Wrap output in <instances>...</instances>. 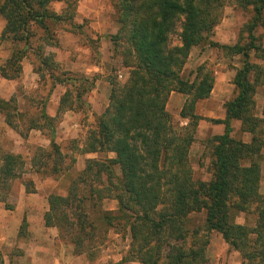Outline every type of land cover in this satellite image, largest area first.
Returning a JSON list of instances; mask_svg holds the SVG:
<instances>
[{
	"label": "trees",
	"instance_id": "obj_1",
	"mask_svg": "<svg viewBox=\"0 0 264 264\" xmlns=\"http://www.w3.org/2000/svg\"><path fill=\"white\" fill-rule=\"evenodd\" d=\"M56 1L61 0L0 1V15L6 22L0 39L11 36L12 41L22 45L0 67V77L17 79L23 59L29 56L40 80L48 79L51 87L65 88L57 116L51 118L42 109L38 119L28 126L29 130L49 135L50 170L40 161L32 164L34 172L52 176L67 172L75 162L74 155L65 153L72 161L64 164L67 155L61 153L55 141L59 117L65 111H88L90 105L85 98L94 86V78L71 75L53 60L49 48L59 47L54 27L67 23L73 30L81 29L75 25L74 16L66 11L57 15L48 8ZM216 1L220 0H117L119 29L111 40L114 54L129 68V76L123 84L116 77L108 78V106L96 117L85 142L89 152L114 153L115 158L87 160L65 197H48L44 215L45 227L57 228L61 239L73 246L74 254L89 252L93 257L107 231L127 228L131 242L123 262L206 264L208 236L188 226L190 214L204 212V231L219 234L238 254L240 264H264V194L260 192L264 120L254 113V96L264 82V70L248 60L250 51L258 50L253 34L264 26V0L235 1L241 9L252 8L253 17L243 27L249 39L247 45L240 41L233 45L207 43L228 56L242 57V63L232 81L235 96L224 104L225 119L208 120L224 126L223 134L204 143L210 178L193 179L189 162L195 131L203 120L194 113L195 104L209 97L213 81L206 75L189 83L179 73L190 50L213 34L218 22L216 8L209 6ZM178 24L180 45L170 47L169 36ZM172 92L186 96L180 112V118L187 120L183 127L174 124L166 110ZM3 106L0 103V114H5L6 124L16 130V118ZM12 112L18 114L17 109ZM233 121L240 123L243 133L251 135L249 143L231 137ZM20 160L18 155L0 153L1 202L11 183L21 175L22 167L17 169ZM26 185L27 192L31 182ZM110 199L117 202L116 213L101 208V202ZM240 215L245 216L243 224L236 222ZM91 216L97 217L90 220ZM249 216L254 218L252 224L248 223Z\"/></svg>",
	"mask_w": 264,
	"mask_h": 264
},
{
	"label": "crops",
	"instance_id": "obj_2",
	"mask_svg": "<svg viewBox=\"0 0 264 264\" xmlns=\"http://www.w3.org/2000/svg\"><path fill=\"white\" fill-rule=\"evenodd\" d=\"M89 1L91 0H82L79 2V7L73 18L74 22L78 24L77 26L82 28V31L80 30L81 35L82 33V36L87 34L85 35L87 36L85 37L86 39H80V42L75 44L76 46L68 47L67 38H69L72 34L67 33L65 29L59 25L54 27L53 31L55 37L57 36V38H59L61 47L49 48L50 53L53 56V60L59 63L64 71L69 73H81L87 77L90 75L94 78V86L86 96L87 102L90 105V114L86 111H65L60 115L57 123V125H59L58 131H61L60 134L65 135L68 139H74L79 147V152L75 157L74 162V165L79 163V167L77 165L79 168L78 175L85 168V166L83 167L82 160H84V163L86 164L87 160L115 158L114 153H92L85 147L88 131L91 127L90 122L94 121L95 124L96 117L101 115L108 106L111 90V86L108 82V76L112 70L111 65L113 61L112 53L108 50V47L110 44L112 45V36L117 33L119 28V24L111 19H108L103 12L99 11V8H93V5L90 8V3H88ZM54 12L59 15L62 14L64 10L60 7V9H54ZM215 37L218 42H223L228 45H233L237 42L235 36L229 37L228 35V38L226 39H224L225 37L221 39L219 36L217 37V35ZM71 40L75 39L73 38ZM93 43L98 44L94 49L90 46ZM93 56H96V58L91 61L90 59H92ZM23 60V63H21L23 75L21 78L25 77V79H27L28 71L29 75H34L32 59L28 58V62L25 58ZM123 71L128 77V71L126 69H123ZM35 76L37 77L38 75ZM233 77L234 75L232 72L230 73V71L224 74L221 72L218 73V77L215 78V84L213 85L209 97L196 102L194 113L197 116L202 117L203 120L198 123L194 135L195 141L191 145L189 154L193 149L198 151L203 150L202 148L205 147L204 143L210 140L213 136L223 134L224 126L222 124H213L208 120L225 119L224 104L235 96L234 85L232 83ZM0 79L5 82L7 81L2 77H0ZM226 79H228L227 84H225L224 81ZM57 90H59L58 93H56ZM64 92L65 88L62 86L57 85L55 87H51V93L49 94L51 99V111H49V116L51 118H55L57 116L60 97L64 94ZM185 99V95L172 92L166 104L167 112L173 117L172 121L180 127L187 124V120L180 118V112L185 103ZM263 99L264 93L258 94L255 92L254 100L256 103L254 113L255 116L261 120H264V107L260 105L261 100ZM80 116H83L82 126H80V122H78L80 120ZM77 117L78 119H76ZM91 119L92 121H90ZM231 127L233 133L235 131H239L243 134L241 137L242 142H250L251 135L241 131L240 123L238 121H233L231 123ZM203 130H205V134L203 133ZM56 135L57 132L55 130V136ZM201 141L204 143H201ZM261 153H264V148ZM261 168L264 172V161L261 164ZM66 173L67 172L58 176L64 177ZM116 174L117 176L120 175L119 169L117 168ZM43 183L45 184V182ZM52 183L53 181H51V186H49V189L47 190L46 197L44 194L41 195L40 192H42L41 190L47 185L38 186L37 189H35L37 193L31 196H26L21 185V188L19 187V190H17L20 191V194L16 198L17 204L14 208H6L0 204V254L3 258V264H16L14 263L16 262L14 251L19 254L18 259L21 260L20 264H98L102 256H104L106 260H109L105 262L106 264H138L136 262H123V259L127 256L131 242L130 234L127 228H121L118 230L113 228L107 231V233L103 236V242L98 244L94 250L95 253L93 254V257L89 256V252L77 255L74 254L73 251H57V228L45 227L44 212L48 211V197L50 195L65 197L70 184L68 185L65 194L60 195L55 193L56 186ZM263 189L264 180L260 182V191ZM108 202L111 204L112 208L106 206ZM0 203L2 202L0 201ZM101 208L104 211L116 213L117 202L112 199L103 200L101 202ZM120 241L124 242L122 246L125 251H123ZM108 242H111L112 244L107 245ZM116 242L119 243V245H116ZM234 264H240V262L238 261Z\"/></svg>",
	"mask_w": 264,
	"mask_h": 264
},
{
	"label": "rangeland",
	"instance_id": "obj_3",
	"mask_svg": "<svg viewBox=\"0 0 264 264\" xmlns=\"http://www.w3.org/2000/svg\"><path fill=\"white\" fill-rule=\"evenodd\" d=\"M1 1V0H0ZM82 0H61L52 2L48 8L52 9H62L66 11L69 15L75 16L76 11L79 7V2ZM234 1V2H233ZM236 0H220L210 4L209 7H215L216 10L214 12L217 25L213 30V34L208 38V40L198 46L194 47L190 50L189 55L187 56L185 63L179 73V76L182 80L188 81L189 83L199 80L206 75L210 76L213 81V85L215 84V78L218 77V73H226L232 72L233 75L235 71L241 68L242 57L238 56H228L226 51H222L219 48H211L208 47V41H213L214 43H218L220 45H228L223 42H218L217 37L226 39L227 36H235L236 41H240L242 45H247L249 43V39L247 35L243 31V27L246 26L251 18L253 17L252 8H248L247 10L241 9L238 5L235 4ZM60 2V3H58ZM90 8L93 5V8H99V11L103 12L104 15L111 19L114 22L116 21V4L117 0H91ZM225 4V5H224ZM224 5V6H223ZM205 6V5H204ZM182 18V17H181ZM182 20V19H181ZM263 20H264V12H263ZM75 23V22H74ZM5 19L0 15V37L3 28L5 27ZM77 26L78 24L75 23ZM60 27L65 29L67 33L72 34L68 39L67 45L68 47L76 46L77 42H80V39L85 40L87 34L84 32L81 35L82 28L80 30H73L69 26V24H61ZM119 29V28H118ZM181 31L180 25L176 26L175 32L169 36V46L175 47L180 45L179 41V33ZM242 32V36L240 34ZM38 35L42 34V32L38 31ZM45 33V31H44ZM43 33V34H44ZM63 33V32H62ZM228 34V35H227ZM255 44L258 50L250 51L248 60L251 65H256L260 69L264 70V26H260L254 31ZM6 38V37H5ZM57 38V36H56ZM75 40H71V39ZM12 37H8L7 39H0V67H3L8 63L11 59V56L19 49L22 48L18 42L12 41ZM58 46L61 47V42H59V38H57ZM94 41V40H93ZM95 45V46H93ZM97 43L91 44V48L94 49L97 47ZM108 50L112 53V70L108 77H116L119 83L123 84L128 79V77L124 74L123 69L128 71L129 76V68H126L122 65V60L120 56L114 54L113 43L108 47ZM30 58L29 56L26 57ZM25 60L28 62L29 60ZM96 56H93L91 61L95 59ZM32 59V58H30ZM24 61V60H23ZM22 61V63H23ZM62 68V67H61ZM123 68V69H122ZM63 69V68H62ZM34 73V72H33ZM84 73V72H83ZM82 75L81 73H71V75ZM21 75L15 80H7L6 82L0 79V103H2L6 110H10L9 115L14 116L17 120V128L13 130L9 127L5 122V114H0V153L6 154L10 153L12 155H18L21 160L17 162V169L22 167L21 175L18 179L13 181L10 185V191L7 196H5L4 202L0 203L6 208H14L16 206L17 197L19 196V187L22 185L24 189V193L26 196H31L37 191L38 186H45L40 192L41 195L47 196V190L49 186H51V181H53V185L55 184V193L56 194H65L68 185L78 176V167L79 163L76 165H72L71 168L67 171L64 177L52 176L49 174H43V172H34L32 161H40L45 165L48 170H50L52 166L51 154V141L49 139L48 133L45 131L32 129L29 130L28 126L34 120H37L40 116V111L42 109L45 110L47 115L49 116V111H51V83L48 79L40 80L39 77L34 75H29L27 79L21 78ZM117 75H121V79L117 77ZM89 77H93L88 75ZM126 76V77H125ZM225 84H227L228 79L224 80ZM59 90L56 91L58 93ZM61 92V89H60ZM256 92L258 94L264 93V82L260 83L256 88ZM233 95V94H231ZM230 95V96H231ZM262 99V97H261ZM50 100V101H49ZM85 101L87 99L85 98ZM256 103V102H255ZM260 105L264 107V99L261 100ZM14 109H17L18 114L11 113ZM90 110V109H89ZM86 111L88 114L90 112ZM77 114V113H76ZM171 115V114H170ZM50 117V116H49ZM172 117V115H171ZM78 119V117L76 118ZM80 126L83 124V116L79 117ZM173 119V117H172ZM92 121V119L90 120ZM174 123V122H173ZM175 124V123H174ZM91 127H94V121L90 122ZM8 126V127H7ZM57 125V135L55 136L56 142L60 147L61 153H70V155L77 156L76 153V141L74 139H68L65 135L60 134L61 131H58ZM185 126V125H184ZM264 126V124H263ZM21 133V134H20ZM205 134V130H203ZM75 134V133H74ZM75 136V135H74ZM231 136L236 140H241L243 134L239 131H235L231 133ZM77 140V138H76ZM242 141V140H241ZM76 144H75V143ZM201 143H204L201 141ZM203 150H192L189 154V162L192 168V176L195 180L207 181L210 178V174L208 172L209 165V155L208 150L204 147ZM67 155V154H65ZM193 155V156H192ZM264 156V153H263ZM199 158V159H197ZM71 158L67 155L64 164L67 166L71 162ZM85 161L82 160L83 167L85 166ZM207 163V164H206ZM81 164V160H80ZM78 165V167H77ZM74 166V167H73ZM42 168V169H43ZM47 171V170H46ZM208 174V175H207ZM264 180V172L262 171L261 181ZM31 182V185L28 186V191L26 192L27 185L26 183ZM42 182V183H41ZM45 182V184L43 183ZM26 185V186H25ZM21 188V187H20ZM264 194V189L260 191ZM44 197V198H45ZM109 208H112L111 204L108 202L106 204ZM47 212V211H46ZM44 212V213H46ZM97 216H91V219H95ZM254 220L253 217H248V223L252 224ZM204 212L190 214L188 216V226L190 229L198 228L202 234L208 236L209 244L207 247L206 264H234L235 262H240L239 256L236 252L229 249V247L224 244L221 236L215 232L207 233L204 231ZM236 222L239 224H243L245 222V216L240 215ZM37 233V232H36ZM57 240L56 246L57 251H73V246L69 244L67 241L61 239L58 229H57ZM115 241V240H112ZM112 244L108 242L107 245ZM121 246L124 242L120 241ZM116 245L119 243L116 242ZM117 247V246H116ZM118 248V247H117ZM123 249V246H122ZM123 251H125L123 249ZM236 255V256H235ZM14 256H16V264H20L21 260L18 259L19 254L14 251ZM100 258V257H99ZM109 261L102 256L98 264H106L105 262ZM112 261V260H110Z\"/></svg>",
	"mask_w": 264,
	"mask_h": 264
},
{
	"label": "built area",
	"instance_id": "obj_4",
	"mask_svg": "<svg viewBox=\"0 0 264 264\" xmlns=\"http://www.w3.org/2000/svg\"><path fill=\"white\" fill-rule=\"evenodd\" d=\"M117 77H118L119 79H121V75H117Z\"/></svg>",
	"mask_w": 264,
	"mask_h": 264
}]
</instances>
